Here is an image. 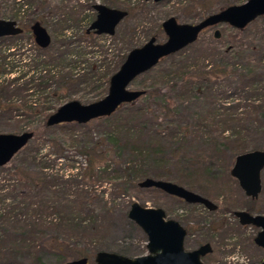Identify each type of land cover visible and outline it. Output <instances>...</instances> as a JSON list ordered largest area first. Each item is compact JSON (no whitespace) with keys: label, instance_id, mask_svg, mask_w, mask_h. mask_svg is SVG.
Wrapping results in <instances>:
<instances>
[{"label":"trees","instance_id":"16d2710c","mask_svg":"<svg viewBox=\"0 0 264 264\" xmlns=\"http://www.w3.org/2000/svg\"><path fill=\"white\" fill-rule=\"evenodd\" d=\"M198 1L208 6L209 0ZM17 2L9 0L12 17L21 16L22 31L0 37V128L15 123L24 129L39 115L42 129L31 130L32 137L10 159L13 164L0 174V264H47L45 255H57L61 263L70 254L93 256L100 248L89 247L90 239L110 215L96 185L136 189L137 182L150 174L169 181L175 173L165 171V165H180L186 175L179 177L187 184L200 176L213 179L209 163L218 158L215 152L241 151L250 137L264 131V16L233 29L237 34L230 35L225 51L217 45L220 35L208 44L196 38L161 58L143 72L155 71V77L148 87L139 88L142 95L110 115L84 124L46 126V116L75 99L81 84L102 83L101 96L95 100L100 99L115 69L108 65L100 70L104 64L96 63L106 58L102 53L106 49L98 45L104 35L87 33V26L79 34L72 31L86 21L84 11L92 9L91 4L64 3L44 18L41 12L50 7L46 0ZM31 5L35 11L19 15L22 6ZM34 22L50 35L45 48L26 49L17 43ZM239 33L245 40L237 37ZM150 35L147 40L155 36ZM124 58L125 54L118 63ZM196 138L206 149L189 148ZM67 146L82 157L80 165L64 155ZM57 160L70 161L68 167L75 171L53 172ZM245 210L252 212L250 205Z\"/></svg>","mask_w":264,"mask_h":264},{"label":"rangeland","instance_id":"374dc122","mask_svg":"<svg viewBox=\"0 0 264 264\" xmlns=\"http://www.w3.org/2000/svg\"><path fill=\"white\" fill-rule=\"evenodd\" d=\"M18 1L19 2L17 3L24 4L26 0ZM46 1L50 4V7L45 9L46 11L44 13H42L43 11L41 12L44 18L50 16L51 12H53L55 8L63 5L64 3L70 2V4H75L77 2V0ZM79 1L86 2L88 5L100 3L127 11V15L116 25L113 35H104L98 41L99 47L101 49H106V51H102V53L104 52L103 54L106 58L103 62L96 63L104 64L100 70L109 65V69H115V71L121 64L118 63L120 58L124 54L126 55L130 49L138 47L146 42L147 38L151 36L150 34L155 35L154 37L156 42H161L165 39V36L160 28V23L165 18L173 16L179 23H194L204 16V13L208 14L216 12L228 5L241 3L240 0H209L206 4L208 6H203L202 4H199L198 0H194L192 3L189 2V0H162L159 2L144 0H118L119 3L124 5L119 3L117 5H113L111 0ZM16 6L18 5H15V7ZM33 10L34 8L32 5L30 8H24V6H22V9H19V15L31 13ZM36 11L39 12L38 10ZM84 13L87 15L86 21L72 30L75 31L76 34L80 33L79 29H83L88 26L95 15L93 9L86 8ZM2 15L5 16V19L11 18L15 20L18 26L22 25V23H20L21 16L12 17V8L9 0H0V16ZM191 17L194 18L191 19ZM47 26L50 27L48 24ZM215 28L219 30L221 35L220 41L217 44L219 51H225L226 48L224 45L228 42L230 35L237 33L233 30V28L226 24H220ZM213 29V27H210L202 30L198 34L197 40L205 44L210 43L212 40H218V38H214L212 35ZM237 37L239 39L246 38L242 33H239ZM17 43H22V47L26 49L32 48L34 43L30 31L28 30L26 34H23L20 39H18ZM233 59L235 60L234 56H232L231 60ZM153 72L150 74L141 73L137 76L135 82L131 81L128 88L139 89L143 88V85L148 87L155 77ZM99 84L100 82L81 84L73 96L75 98L74 100H77L82 104L95 100L101 96L100 93L103 86L102 83L100 85ZM160 90L166 91L167 87L160 86ZM240 95L241 97L244 96V94ZM234 96L235 94L232 95V98ZM13 98L16 99V97ZM139 101H141V99H139ZM227 101L230 102L232 100L228 99ZM136 103H138V101ZM189 109L193 111L192 106ZM39 117L40 116L37 115L35 118L31 119L30 123L23 126L25 127L24 129L19 130L15 123H11L2 129L0 128V133L18 134L22 131H33L37 128L41 130V120ZM251 138L252 137L248 139L246 147L242 148L241 151H235L236 153H232L228 150V148H222V151L214 153V155H217L218 158L213 157L211 160L212 163H209L212 165V173L214 175V178L212 177L213 179L200 176V178L196 177L192 179L191 184H187L185 183L187 180L179 177L180 175H186L182 173L184 171L180 169V165H175L173 167H169L168 165L164 166V170L168 173H175V178L171 177L169 181L175 182L188 190L208 198L216 205V209L213 211H208L203 206L198 204L185 203L182 200L163 192L148 190L150 188H140L138 186H136V189L131 187H126L125 189L124 186L111 188L105 183H102V185H96V192H103L104 197L108 202L107 208L110 215L90 239L91 244H88L89 247L97 249L100 248L104 251L115 252L123 255L125 254L130 257L145 254V235L126 217V211L129 204L132 201H136L145 207L161 208L165 214V218L177 221L186 231L183 245L185 250H191L199 243H209L211 252L201 258V261L204 264H239V259H233L234 256H243L247 259V264H256L262 257V251L252 242V238L254 237L256 230L249 226L242 228L239 227V224L232 215V212L234 210H245L246 208H249L250 205L252 212L264 215V167L260 171L261 191L257 198L252 200L244 196L236 181L229 175V169L232 166L233 159L236 154L253 149L264 150L263 130L262 132L255 134V137ZM188 146L191 150L206 149L204 144L200 142V138L191 140L190 145ZM64 155H66L74 165H80L83 162L82 157L76 154L73 148L68 146ZM70 161L57 160L52 171H56L57 173H68V171H70V173L74 172V169L70 170L68 167L71 163ZM13 162L14 161H10L3 165L4 168H2L3 170H0V174H5V168H10ZM188 176H191V174ZM148 177L156 179L151 174ZM184 178L187 179L186 177ZM227 207L231 209L225 210L228 209ZM75 258H77V256L70 254L69 257H66L65 261ZM92 258V254H89L87 258L88 264H94ZM44 261L47 264H63V262H59L57 255H45Z\"/></svg>","mask_w":264,"mask_h":264},{"label":"water","instance_id":"95a60500","mask_svg":"<svg viewBox=\"0 0 264 264\" xmlns=\"http://www.w3.org/2000/svg\"><path fill=\"white\" fill-rule=\"evenodd\" d=\"M92 9L95 15L85 31L96 35H113L116 25L127 15L126 10L100 3H94ZM259 16H264V0H245L240 4L228 5L194 23H179L173 16L165 18L160 23L165 39L156 42L154 37H150L142 45L130 49L117 70L109 76L107 91L100 99L86 104L74 99L65 101L46 116L45 125L70 122L84 124L110 115L120 105L132 102L142 95V90L128 88L136 76L155 66L161 58L194 42L202 30L213 27V37L219 38L216 26L226 24L233 29H242ZM29 30L37 47L45 48L49 44L50 35L38 22L31 24ZM21 31L14 20L0 19V37L14 36ZM31 137V130L18 134L0 133V167L8 163ZM263 167L264 150L253 149L234 156L229 175L236 181L244 196L254 199L261 191L260 171ZM137 186L158 189L185 203L201 205L208 211L216 209V205L206 197L171 181L146 177L138 181ZM232 214L240 225L258 228L253 243L264 250V215L250 214L245 210H234ZM126 217L145 235L146 253L128 257L99 250L93 255L94 264H204L201 257L211 251L209 243L185 250V230L177 221L165 218L161 208L145 207L132 201ZM63 264H88V261L86 257H79ZM258 264H264V258Z\"/></svg>","mask_w":264,"mask_h":264},{"label":"flooded vegetation","instance_id":"af4514ba","mask_svg":"<svg viewBox=\"0 0 264 264\" xmlns=\"http://www.w3.org/2000/svg\"><path fill=\"white\" fill-rule=\"evenodd\" d=\"M35 45V44H34ZM249 199H251V198H249ZM254 199H256V198H254ZM246 211V210H245ZM250 214H261V213H257V212H249ZM233 215V214H232ZM261 215H263V214H261ZM236 219V218H235ZM237 220V219H236ZM238 223V222H237ZM239 224V223H238ZM245 226H249V227H252L253 229H255L256 230V233H257V231H258V228H256V227H254V226H252V225H240L239 224V227H245ZM255 233V234H256ZM185 235H186V233H185ZM255 236V235H254ZM184 242V241H183ZM252 242H253V238H252ZM207 243V242H206ZM210 245V244H209ZM255 245V244H254ZM256 246V245H255ZM258 247V246H257ZM261 251H262V257H261V259L259 260V261H257V263L256 264H258L263 258H264V250L261 248V247H258ZM211 252V251H210ZM209 252V253H210ZM208 254V253H207ZM206 255V254H205ZM202 258V257H201Z\"/></svg>","mask_w":264,"mask_h":264},{"label":"clouds","instance_id":"9594fccd","mask_svg":"<svg viewBox=\"0 0 264 264\" xmlns=\"http://www.w3.org/2000/svg\"><path fill=\"white\" fill-rule=\"evenodd\" d=\"M239 259V264H247V259L243 256H234L233 259Z\"/></svg>","mask_w":264,"mask_h":264}]
</instances>
